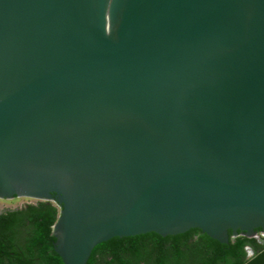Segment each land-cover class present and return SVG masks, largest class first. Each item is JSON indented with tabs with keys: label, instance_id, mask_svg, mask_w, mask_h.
Instances as JSON below:
<instances>
[{
	"label": "water",
	"instance_id": "obj_1",
	"mask_svg": "<svg viewBox=\"0 0 264 264\" xmlns=\"http://www.w3.org/2000/svg\"><path fill=\"white\" fill-rule=\"evenodd\" d=\"M0 201L57 203L64 264L116 237L254 238L264 0H0Z\"/></svg>",
	"mask_w": 264,
	"mask_h": 264
},
{
	"label": "trees",
	"instance_id": "obj_2",
	"mask_svg": "<svg viewBox=\"0 0 264 264\" xmlns=\"http://www.w3.org/2000/svg\"><path fill=\"white\" fill-rule=\"evenodd\" d=\"M60 207L54 202L28 204L0 214V264H64L55 251L53 227ZM261 229H257L256 232ZM221 243L192 229L184 234L164 237L149 233L135 237H116L98 245L88 264H245L247 248L264 249L257 239L243 232Z\"/></svg>",
	"mask_w": 264,
	"mask_h": 264
},
{
	"label": "rangeland",
	"instance_id": "obj_3",
	"mask_svg": "<svg viewBox=\"0 0 264 264\" xmlns=\"http://www.w3.org/2000/svg\"><path fill=\"white\" fill-rule=\"evenodd\" d=\"M28 204H33V202H25V203H22V204H19L16 206H11V205H5L4 203H2L0 201V213H4V212L9 211V210L21 209Z\"/></svg>",
	"mask_w": 264,
	"mask_h": 264
},
{
	"label": "built area",
	"instance_id": "obj_4",
	"mask_svg": "<svg viewBox=\"0 0 264 264\" xmlns=\"http://www.w3.org/2000/svg\"><path fill=\"white\" fill-rule=\"evenodd\" d=\"M254 238L257 239L258 241H261L262 239H264V233H256Z\"/></svg>",
	"mask_w": 264,
	"mask_h": 264
},
{
	"label": "flooded vegetation",
	"instance_id": "obj_5",
	"mask_svg": "<svg viewBox=\"0 0 264 264\" xmlns=\"http://www.w3.org/2000/svg\"><path fill=\"white\" fill-rule=\"evenodd\" d=\"M257 233H264V229H261L260 231H258ZM260 244H264V239H262L261 241H258ZM263 246V245H262Z\"/></svg>",
	"mask_w": 264,
	"mask_h": 264
}]
</instances>
